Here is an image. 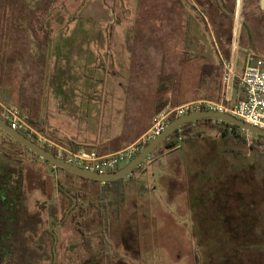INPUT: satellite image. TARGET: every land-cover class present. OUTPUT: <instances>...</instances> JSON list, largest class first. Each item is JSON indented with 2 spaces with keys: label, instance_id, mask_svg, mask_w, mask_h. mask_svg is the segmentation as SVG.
Here are the masks:
<instances>
[{
  "label": "rangeland",
  "instance_id": "1",
  "mask_svg": "<svg viewBox=\"0 0 264 264\" xmlns=\"http://www.w3.org/2000/svg\"><path fill=\"white\" fill-rule=\"evenodd\" d=\"M217 2L221 10L210 11L202 0H0V102L17 106L36 131L64 143L117 145L151 125L149 104L137 118L130 100L151 103L162 95L172 106L221 100L222 73L217 83L201 85V65L220 63L227 47L222 36L231 42L246 4ZM20 151L25 199L13 203L19 220L0 223V237L14 234L12 253L0 250V264H223L216 241L204 240L206 248L200 241L190 202L200 186L199 155L186 144L149 156L127 178L125 205L108 206V257L100 183ZM202 159L200 165L209 166ZM42 177L47 194L37 188L45 187ZM72 197L79 204H70ZM84 215L90 250L80 229ZM252 259L246 264H256Z\"/></svg>",
  "mask_w": 264,
  "mask_h": 264
},
{
  "label": "trees",
  "instance_id": "2",
  "mask_svg": "<svg viewBox=\"0 0 264 264\" xmlns=\"http://www.w3.org/2000/svg\"><path fill=\"white\" fill-rule=\"evenodd\" d=\"M220 74L219 65L202 64L199 82L201 85L210 81L217 83ZM161 89L162 86L159 87V91ZM20 111L25 119L32 122L22 110ZM175 118V116L171 117L170 121ZM20 131L28 136L26 131L22 129ZM0 132L2 134L0 141V223L3 224L9 217L15 221L19 220L18 210L13 203L15 201L24 202L26 193L24 187L27 181L22 164L23 159L19 155L21 154L20 149L29 148L1 128ZM178 142L186 144V148L199 155L196 159L198 166L196 176L200 186L194 195L191 193L190 202L195 208L201 243L206 248L204 240L214 239L216 241L214 248L217 255L221 256L219 260L223 264L231 261H238L236 264H246V259L248 260L249 257L253 258L254 263L260 264L261 259L264 258V136L249 132L224 120L201 118L185 123L170 133L150 157L163 155ZM202 146L206 148L205 151ZM143 147L135 153L134 157ZM47 148L54 152L53 149ZM31 152L37 158L39 157L33 151ZM231 155H234V159ZM201 159L209 166L200 165ZM222 160L230 162L228 164L215 163L216 161L222 162ZM50 164L57 171L77 175ZM135 170L128 177L108 181L77 175L93 182H103L99 190L101 200L98 209L102 225V249L106 257L110 255L111 249V242L107 235V227L110 223L108 206L111 204L116 208H121L125 205L129 186L127 178L130 181ZM39 181L45 186L42 190L47 194L49 182L44 177L39 178ZM37 188L40 189L39 186ZM52 188L50 187L49 190L52 191ZM108 193H110L109 196ZM70 204L79 203L72 197ZM248 207L254 209V214L250 213L249 218H247ZM85 219L84 215L82 217L83 226L80 229L86 239V247L90 250L92 248L91 236L87 233ZM7 236L0 237V250H4L6 254L12 251L14 234Z\"/></svg>",
  "mask_w": 264,
  "mask_h": 264
},
{
  "label": "built area",
  "instance_id": "3",
  "mask_svg": "<svg viewBox=\"0 0 264 264\" xmlns=\"http://www.w3.org/2000/svg\"><path fill=\"white\" fill-rule=\"evenodd\" d=\"M255 56H258L255 51L248 52L242 73L239 75L238 49L233 47L232 54L222 57L223 91L221 100L200 98L164 107L153 116L150 128L138 141L116 153H99L94 149H75L58 143L36 131L21 115L20 108L15 105L0 102V114L12 128L26 131L28 136L35 139L40 145L53 149L56 155L76 165L99 173L115 171L127 164L141 147L160 134L171 117H179L190 111L201 109L226 111L264 129V69L256 64ZM237 79L240 97L235 103L228 105L226 103L227 86Z\"/></svg>",
  "mask_w": 264,
  "mask_h": 264
},
{
  "label": "crops",
  "instance_id": "4",
  "mask_svg": "<svg viewBox=\"0 0 264 264\" xmlns=\"http://www.w3.org/2000/svg\"><path fill=\"white\" fill-rule=\"evenodd\" d=\"M202 1L205 2L207 5H209L210 11L212 10L213 7H216L219 10H221V7H220L219 3L217 2V0H202ZM237 3L239 4L238 8H240V9L243 6H245L244 4H246V6H245L246 7V17H245V20H242L241 27H239L238 30H235L233 38H232V40H230L231 42H228L226 40L227 38L222 36L223 41L227 44V47H224V50H223L224 53H223L222 57L223 56L226 57V56L232 54L233 47L237 48L238 49V73L240 75L242 73V69H243V66L245 63L246 56L250 50H253L256 53H258V56H255L254 60H255L256 64H258L260 67H262L264 69V0H237ZM232 43L234 44L233 46H232ZM222 57H221L220 63L216 64V65L220 66L221 73H222V70H221L222 69ZM205 63L214 64L212 62H203V64H205ZM208 83H205V84L208 85ZM138 84H139V82H138ZM138 86L141 87V85H138ZM218 90L219 91H218L217 95L219 97V94L220 93L222 94V91H223L222 86L218 87ZM226 90H227L226 103L228 105H232L240 97V88L238 85V79H237V81L229 84L227 86ZM155 96H156V94L154 91V97ZM157 96H158L157 102L156 101L154 102V98H153L151 103L146 102V101L142 100L141 98L138 101V103H136V104H134V102L131 100L129 101L131 109L134 110V113H137V118L143 117L142 116L143 114L140 112H141L142 105H144V104H149L147 116H148V119L150 122H152L153 116L158 111H160L164 107L170 106L169 102H166L163 100L162 95H157ZM209 98H212V97H209ZM133 108H135V109H133ZM40 118L41 119H39V120L43 121V118L42 117H40ZM150 126L148 128H146L144 131L137 133L136 135L131 137L129 140H125L124 142L119 143L117 145H110V144H107L105 142L97 144V143H94V141L91 143L90 142L89 143L88 142H74V140H70L69 143H64L60 139L54 138V136H52V135L50 136L46 133H45V135L49 138H52V140L57 141L58 143H61V144L66 145V146H71L72 148H75V149H77V148L87 149V150L94 149V150L98 151L99 153H116L118 151H121V150L129 147L130 145H132L133 143L138 141L148 131ZM71 142H74L75 144L71 143ZM82 143H86L89 146L80 145ZM102 186H103V182L99 184L100 188ZM129 186H128V190L130 188ZM40 189L42 190V188H40ZM128 190H127V192H128ZM98 200L99 201L101 200L100 197H98ZM247 213H248L247 218H249L250 213L254 214V209L253 208L251 209L250 207H248ZM109 220H110V218H109ZM108 228H109V226L107 227V229ZM108 232H109V230H108Z\"/></svg>",
  "mask_w": 264,
  "mask_h": 264
},
{
  "label": "water",
  "instance_id": "5",
  "mask_svg": "<svg viewBox=\"0 0 264 264\" xmlns=\"http://www.w3.org/2000/svg\"><path fill=\"white\" fill-rule=\"evenodd\" d=\"M201 118H216L219 120H224L234 125H237L249 132L256 134H261L264 136V129L256 127L247 121L236 117L234 114L226 111L201 109L190 111L184 115L176 117L175 119L169 121L166 127L162 130L160 134L153 137L149 143L142 148L138 155L132 158L127 164L121 168L110 171L99 173L93 170L85 169L79 165H76L58 155L53 151L49 150L47 147L40 145L38 142L24 134L18 129H14L10 124L1 116L0 114V128L9 133L13 138L19 141L22 145L29 148L31 151L36 153L39 157L47 160L55 166L67 169L77 175L85 178H90L100 181L116 180L119 178L126 177L133 173V171L146 159L151 153L172 133L174 130L180 128L185 123L195 121Z\"/></svg>",
  "mask_w": 264,
  "mask_h": 264
},
{
  "label": "flooded vegetation",
  "instance_id": "6",
  "mask_svg": "<svg viewBox=\"0 0 264 264\" xmlns=\"http://www.w3.org/2000/svg\"><path fill=\"white\" fill-rule=\"evenodd\" d=\"M215 3V2H214Z\"/></svg>",
  "mask_w": 264,
  "mask_h": 264
}]
</instances>
